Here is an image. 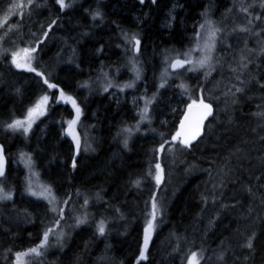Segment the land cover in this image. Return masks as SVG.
<instances>
[{
  "label": "trees",
  "instance_id": "obj_1",
  "mask_svg": "<svg viewBox=\"0 0 264 264\" xmlns=\"http://www.w3.org/2000/svg\"><path fill=\"white\" fill-rule=\"evenodd\" d=\"M205 17L216 27L207 63L172 71ZM134 60L152 81L150 120L111 96ZM45 95L48 119H73L72 100L80 109L76 160L52 121L20 124ZM196 101L214 115L184 143L176 134ZM0 143L14 194L0 199V264H17L51 228L61 242L26 264H264V0H0ZM25 156L58 208L25 193Z\"/></svg>",
  "mask_w": 264,
  "mask_h": 264
},
{
  "label": "rangeland",
  "instance_id": "obj_2",
  "mask_svg": "<svg viewBox=\"0 0 264 264\" xmlns=\"http://www.w3.org/2000/svg\"><path fill=\"white\" fill-rule=\"evenodd\" d=\"M172 18L169 20V24H171ZM221 24V23H219ZM218 24V25H219ZM216 35V27L215 23L213 21H210L208 18L205 17V19L201 23V29L198 35L197 42L189 47H184L180 51L174 53V57L171 59V62L173 59L177 57L184 58L189 61V69L191 71H195L201 66L205 65L209 59V56L213 50L214 42H215V36ZM127 38V37H126ZM136 40L139 41L138 44V50L137 53H142V43L138 35L134 36L131 39V45L136 46ZM146 62L148 64V67L150 69V75L154 74L155 72V66H153V55L148 54L145 55ZM170 62V64H171ZM134 68L132 70L134 71V76L132 75V72H127L125 77V83L121 85V88L123 89V92L119 88L112 87V84L110 85V91L111 96L116 98L119 102H122L123 100H128L129 103L132 105L134 112L136 114H141L143 119H151L152 115V104L153 100L148 97L147 92L149 91L150 83L152 82L150 79L142 78L141 72H137L139 70V64L137 60L133 61ZM32 65V64H31ZM186 68V67H185ZM184 69V68H183ZM182 70V69H181ZM179 71V70H177ZM88 75V74H87ZM166 84V81L161 79L159 81V85L161 87H164ZM128 94V96H126ZM67 95L64 96L63 100L67 99ZM52 97L50 95H45L42 98L38 100V102L33 106V108L30 109L25 119L20 121V124L29 131L34 125L39 123L40 129L43 130L45 128V125L43 124L45 121L55 123L56 126H58L59 131L61 132L62 136H65V130L66 127L71 123L72 119H68L64 121L60 114L62 113V108L57 113L60 118H49L48 116L50 114V104H51ZM148 114V116H147ZM45 119V120H44ZM66 124V125H65ZM42 128V129H41ZM80 131L85 135V139L89 138L88 129H86L85 126L80 127ZM23 155L21 156L22 159ZM24 165L26 167L25 170V176H22V182L25 184V193L32 197H37L38 199L45 200L46 202L50 203L54 208H58V201L56 200V197L54 196L53 188L44 182L42 178L40 177L38 170L33 169V166L31 165L29 157L25 156L23 158ZM22 166L20 165L19 161H14L13 164V171H12V177L14 178H21L20 172H21ZM20 171V172H19ZM14 196L13 192L10 189H7L5 187L4 180L0 179V199H7ZM55 227V226H54ZM156 229V225L151 222L145 230V237H144V253L142 254V257L146 256L147 249L150 245L151 239L154 235ZM64 235H61L60 232H57L54 229H49L45 231L44 238L41 242V244L32 250L25 252L23 254H20L18 256V263L17 264H26L30 262L31 260L41 259L43 256L46 255L48 251V248L51 247L52 244H57L56 242L60 243L62 240V237Z\"/></svg>",
  "mask_w": 264,
  "mask_h": 264
},
{
  "label": "water",
  "instance_id": "obj_3",
  "mask_svg": "<svg viewBox=\"0 0 264 264\" xmlns=\"http://www.w3.org/2000/svg\"><path fill=\"white\" fill-rule=\"evenodd\" d=\"M136 49L138 50L139 41L136 40ZM189 65V61L177 57L173 59L170 64L172 71L181 70ZM70 99V98H69ZM73 107L75 108V115L71 123L66 127L65 135L73 141L75 144V159L76 160L80 154V134L78 131V120L80 118V109L72 100ZM214 115V106L211 103L196 101L191 103L179 124V129L176 134V138H180L184 143H191L198 139L205 131L206 124L208 120ZM75 163V162H74ZM9 166V157L6 151V147L3 143H0V178L7 174Z\"/></svg>",
  "mask_w": 264,
  "mask_h": 264
},
{
  "label": "flooded vegetation",
  "instance_id": "obj_4",
  "mask_svg": "<svg viewBox=\"0 0 264 264\" xmlns=\"http://www.w3.org/2000/svg\"><path fill=\"white\" fill-rule=\"evenodd\" d=\"M64 96H65V94L62 92V94H61V101H64V100H63ZM66 97H67V99H65L64 103H68L69 100H70V99H69V98H70L69 96H66Z\"/></svg>",
  "mask_w": 264,
  "mask_h": 264
},
{
  "label": "bare ground",
  "instance_id": "obj_5",
  "mask_svg": "<svg viewBox=\"0 0 264 264\" xmlns=\"http://www.w3.org/2000/svg\"><path fill=\"white\" fill-rule=\"evenodd\" d=\"M122 76H123V75H122ZM126 78H127V77H126ZM38 128H39V127H38ZM41 129H42V128H41ZM44 130H45V129H44ZM44 130H43V131H44ZM36 132H37V131H36Z\"/></svg>",
  "mask_w": 264,
  "mask_h": 264
}]
</instances>
